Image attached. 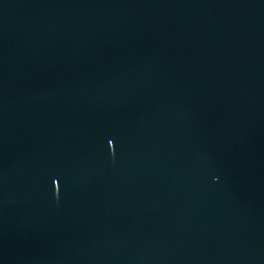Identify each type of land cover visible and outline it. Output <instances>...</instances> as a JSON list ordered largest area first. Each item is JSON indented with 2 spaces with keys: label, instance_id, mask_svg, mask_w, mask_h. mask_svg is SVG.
I'll return each mask as SVG.
<instances>
[{
  "label": "water",
  "instance_id": "water-1",
  "mask_svg": "<svg viewBox=\"0 0 264 264\" xmlns=\"http://www.w3.org/2000/svg\"><path fill=\"white\" fill-rule=\"evenodd\" d=\"M0 264H264V0H0Z\"/></svg>",
  "mask_w": 264,
  "mask_h": 264
}]
</instances>
